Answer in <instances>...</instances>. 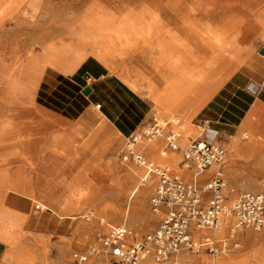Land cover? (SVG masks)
Segmentation results:
<instances>
[{
    "label": "rangeland",
    "instance_id": "rangeland-1",
    "mask_svg": "<svg viewBox=\"0 0 264 264\" xmlns=\"http://www.w3.org/2000/svg\"><path fill=\"white\" fill-rule=\"evenodd\" d=\"M23 1L24 5L31 4L30 7H26L27 13H21L19 17H17V14L6 16L0 24V49L6 46L5 54L2 58L0 57V59H4V66L0 65V107H7L10 112L20 113L25 117L26 126L32 123L35 115L39 126L35 152L43 156L46 151H44V146L47 145L46 143L52 137V134H56L58 137L55 145L60 148L59 143L61 137H63V130L53 128V126H56L57 121L51 116L47 114L41 116L40 112L33 111L26 102L29 94L27 96L17 94L14 91V86H23L30 93L29 87L39 77L43 66L46 64L44 61L46 57L44 45L50 41L64 40V35L68 31L75 30L72 25H76L77 21L83 17L89 18L93 15H100L120 22V20L128 17L147 14L155 7L163 10L169 0ZM240 2L250 7L252 4L263 5L264 0H242ZM145 36L149 41V46L155 44L158 51V60H167L166 46L172 43L168 38V31L164 27H160L145 31ZM54 38L57 40H53ZM16 43L19 46V52L16 55H11L10 50ZM176 43L174 41V44ZM120 59L122 64H128V68L141 72L149 82L152 80L155 94L167 100L165 106L171 105L174 97L170 100L168 96L172 92L165 90L171 82L165 76L152 77L156 73L152 74V65L147 64L144 50L133 45L128 46L124 48ZM21 70L23 73L18 75ZM141 91L145 90L141 89ZM176 100L174 99L175 102ZM20 102L22 103V110L18 109V103ZM189 106L194 111L200 108L195 103ZM155 113V117L160 120L177 118L179 120L178 131L180 137L177 140L179 150L167 151L166 155L162 157L160 153L165 145L164 136L172 127H165L162 135L151 141H146L141 136V132L136 135L143 140L141 142L143 143L142 147L137 148L135 145L136 150L148 162H152L154 168H164L171 174L178 175L185 181L190 182L198 181L202 176L215 169L212 166L209 171L197 176L198 178L189 179L187 175L191 173L190 167L187 169L181 168V151L198 132L194 126V121L198 119H195L194 114H185V111L172 114L168 110L164 114H161L158 110ZM93 118L96 127H99L104 137L110 141V148L107 145L99 144L97 148L101 150H98L95 154H90L89 157H81L85 153L84 149L80 146H74L69 149L68 154L71 157H53L54 164L53 162L51 164V157H34V154L29 152L26 155L28 157L26 162H23L22 157H20L18 161L10 165L0 166V175L8 176V182L15 186L18 192L25 191V196L29 199L8 194L13 192L8 186H5L3 190L0 187V190L3 191L0 196V205L4 202L6 206H14V208H18L21 215V221L7 216L2 218L0 215V227L3 230L4 240L7 241L6 243L11 242V246L16 245L15 259L20 264H70L72 254L82 253L92 246H97L101 236L107 234L113 227H127L136 239H141L157 228L161 215L153 213L150 206V198L157 185L155 173H150L154 174V182L146 197L142 198L139 193L132 192L133 185L138 184L143 189L149 184V179L146 181V185L141 186L139 183L144 169L136 167L130 162L128 158V140L123 139L117 143V139L109 132L103 122L94 115ZM3 129L4 127L0 126V155H5L12 149L7 141L2 140L6 136V130L4 129L3 132ZM185 135L188 137L185 138ZM242 136L245 137L246 135L243 134ZM145 145L147 146L146 150L143 148ZM149 146L155 148L154 156L160 157L164 162L166 161L163 166L155 165L150 157ZM132 149L135 150L134 147ZM171 157H173L172 162H167ZM245 158L228 157L226 154V161L222 165L224 173L232 164L244 166L242 160ZM246 164L247 176L243 181H239V184L243 186L241 191L231 193V190H233L231 184L225 178L223 179L226 183L222 189L224 206L229 205L230 201L232 202L240 194L259 192L253 189L264 186V183H259L260 181L264 182V177L253 168L255 166L250 165V162ZM17 171L21 173L20 177L19 174L18 176L15 175ZM36 172L41 174L35 175ZM60 174L64 177H58ZM234 180L238 183V179ZM15 197H17V201H14L16 200ZM36 205L39 209H35ZM223 230V226L220 225L217 238L221 252L215 257L216 264H220V262L226 264H234V262L236 264H242L243 262L245 264H264V261L257 257V253L264 250V244L258 240V242L254 241L250 244V246H253L252 250L245 253L246 248L241 241V234L236 236L237 247L228 254L222 253L224 248L222 242L228 239L227 227L224 235H222ZM246 231L257 235L262 231V228L256 232L248 229ZM226 244L229 246L230 242L227 241ZM189 259L195 261L194 257H189ZM204 259L206 261L208 259L204 264H208L211 260L210 257ZM103 261L104 264H109L108 259L104 258ZM89 263L94 264L95 258H90Z\"/></svg>",
    "mask_w": 264,
    "mask_h": 264
},
{
    "label": "crops",
    "instance_id": "crops-1",
    "mask_svg": "<svg viewBox=\"0 0 264 264\" xmlns=\"http://www.w3.org/2000/svg\"><path fill=\"white\" fill-rule=\"evenodd\" d=\"M241 7V10L234 11V15L238 18L241 16L247 24L248 30L241 36V43L237 41L239 32L236 30L231 32L230 51L225 54L227 77L198 110H192L189 105L194 104L196 94H200L202 89L203 80L199 72L193 71L194 73L190 74V71L187 78L190 82L189 88L177 97L174 104L162 107L153 103L146 90L137 91L122 79L120 73L127 74L130 79L135 80L141 86H146L149 82L141 72H135L132 68H128L127 63L126 65L122 64L121 56L117 55V51L114 52L105 44L101 46L99 42L76 45L72 51L62 55L58 61L46 63L43 66L39 77L29 87L30 93L26 101L33 111L40 112L41 116L47 114L57 121L53 128L63 130V137L59 143L60 148L55 145L58 137L56 134H52L47 145L44 146L45 154L41 156L35 152L38 138L34 140L32 149L26 150L29 138L23 136L18 139L17 155L22 154V157H26L27 153L32 152L34 157H51V164L52 162L54 164L53 157H71L68 154L69 149L80 146L85 152L81 157H89L90 154L101 150L97 148V145H107L109 148L111 146L101 129L96 127L93 115L103 122L119 143L145 129L149 125L151 117L156 115L155 111L157 110L161 114L166 113L167 110L172 114L185 111V114H194L195 119H198L194 121L195 125L202 121L208 123L210 129L216 134L213 138L214 142L224 148L228 157H246L242 160L244 166L232 164L226 169V173L223 171L224 178L233 188L231 193L242 190L243 186L239 184V181H243L247 176L245 169L248 162L251 166H255L253 168L264 177V56L259 54V49L264 48V3L260 6L252 4L250 7L243 4ZM164 17L163 15L161 18ZM163 21L165 22V20ZM168 34L174 37H178L180 34L182 37L179 35V38L188 41L185 44L194 61L196 54L200 57L202 46L200 37L196 38L195 35H190L191 32L183 26L174 25L170 26ZM187 35L188 38L185 37ZM133 46L139 48L138 45ZM140 48L145 51L147 64H156L159 58L155 44ZM250 83L257 87L254 93L248 91ZM85 88L89 89L86 95L83 94ZM243 134L246 136L243 137ZM83 161L85 160L83 159ZM189 167L190 175L193 176L195 169L192 165ZM210 168L211 166L203 172L209 171ZM59 170L60 167L58 172ZM216 170L217 168L213 169L198 181L193 182L199 186L203 185L213 177ZM36 173L35 175L41 174ZM18 174L20 177L21 173L17 171L15 175L18 176ZM61 176L64 177L62 174L58 175L60 178ZM234 179H238V183ZM259 183L264 182L260 181ZM253 190L259 192L250 193H263L264 186ZM12 193L8 194L27 198L25 191H13ZM17 197H15L16 200H13L17 201ZM35 209H39L37 205ZM0 213H4L5 217L11 219L22 220L18 208L6 206L4 202L0 205ZM1 216L4 218L3 215ZM261 228L262 231L257 235L246 231V229L236 233V241V236L241 234V241L246 248L245 253L252 250L253 246L250 244L254 241L258 240L264 244V215ZM0 233V264H20L15 259L16 245L11 246V242H5L2 227H0ZM204 235L205 231L193 232V237L196 239H200ZM189 257H194L195 261H191ZM208 257L205 253L188 255L183 257V264H204L208 261L204 258ZM210 263L211 260L208 264Z\"/></svg>",
    "mask_w": 264,
    "mask_h": 264
},
{
    "label": "bare ground",
    "instance_id": "bare-ground-1",
    "mask_svg": "<svg viewBox=\"0 0 264 264\" xmlns=\"http://www.w3.org/2000/svg\"><path fill=\"white\" fill-rule=\"evenodd\" d=\"M240 1L239 0H210V1L209 0L207 1L195 0V1L190 2L189 0H169L167 4L165 3L166 5L163 8V10L155 7L154 10L151 9L152 11L148 12L147 14L128 17L126 19L120 20V22L115 21L114 19H110L108 17L105 18L100 15H93L92 17H89V18L83 17L79 19V21H77L76 25L73 26L71 24L72 28L74 27L75 30L72 32L68 31L67 34L64 35L65 36L64 40L59 39L58 41H50L44 45L45 46L44 48L46 51V57L44 61L47 64H50L51 62L58 61L59 59H61L62 55L73 50L76 47V45H83L87 43L95 44L96 42H99L101 46L104 44L107 45L114 52L117 51L116 53L118 56H122L124 48L128 46L138 45L139 48L140 47L145 48L147 46L150 47L149 41L145 36V31H151V30H154L160 27H164L168 31L170 29V26L172 27V25L183 26L186 28V30L191 32L190 35L192 36L195 35L196 38L200 37L201 44H202L200 57H198V54H196V58L194 61L192 54L189 53L188 46H186L185 44L187 40L179 38L180 34L178 35V37H174L173 35L169 34L168 38L172 41V43L166 46V50H165L166 53L164 52L165 54H167L168 59L162 60V61L157 60L156 64L152 65L151 72L152 74L156 73V75L152 77L160 78L161 76H165L167 80L171 82L170 85L166 86L165 90H167L168 92H172L168 96V98L172 100L173 97L174 99H177L179 95H181L183 92H185L189 88L190 82L187 79L189 77L188 73L190 71H191L190 74L191 73L193 74L194 72L196 73L199 72L203 80L202 82L203 85H202L200 94H196V101L194 103L198 107H201L210 98V96L213 94L216 88H218V86L227 77V73L225 71V68H226L225 67L226 66L225 65L226 64L225 54L230 51L231 32L233 30H236L237 32H239L237 41L241 43L242 42L241 36L244 35L246 31L248 30V26L244 22V20L241 18V16H239L238 18L234 15L235 14L234 11L241 10V6L243 5V2H240ZM30 6L31 4L24 5L23 0H0V24L4 21V18L6 16L17 14V17H19L21 13H27L26 7H30ZM109 14L111 15V13ZM163 15L165 17L161 18ZM163 20H165V22ZM185 37L188 38L189 36L187 35ZM55 39L56 38H54L53 40ZM174 41L177 43L174 44ZM5 49H6V46L1 47L0 49L1 58L6 52ZM10 52H11V55H16L19 52V46L17 45V43L13 45ZM235 59H236V56H235ZM0 61H1L0 65L3 67L4 59L3 60L0 59ZM227 64L230 65L229 63ZM22 73L23 72L21 70L19 71L18 75H21ZM120 75L122 79L126 81L133 89L137 91L141 89L146 90L149 96L152 98L153 103H155V105L164 107L165 103H167L166 102L167 100L164 97H161L155 94L153 90L154 84L152 80L148 82L146 86H141L135 80L130 79L127 74L120 73ZM14 87H15L14 91L19 95L21 94V95L27 96L29 94L26 91V88L23 86H14ZM174 99L173 101H171V105L175 103ZM21 105H22L21 102L18 103L19 110L23 109ZM0 118L2 119L0 121V126L4 127V129L6 130V133H5L6 136H4L2 140L7 141L9 145H11L12 147V149L7 154L0 155V166L10 165L13 162L18 161V158L22 157V154H20V156L17 155L18 139L22 138L23 136H26L27 138H29L27 142L26 150H28L29 148L32 149V144L34 140L37 138L39 126H38V122L36 120L35 115L32 120V123H30L29 126H26L27 123H26L25 117L22 116L20 113L18 114L16 111L10 112L9 109H7V107H0ZM4 129H3V132L5 131ZM187 137L188 136L185 135V138ZM142 141L143 140L139 136H136V142L133 145L135 151H137L135 145L137 146V148L142 147L143 145V143H141ZM146 147H147L146 145L143 146L145 150H146ZM154 151H155V148L153 146L151 147L149 146L150 157L155 163V165L163 166L166 163V161L164 162V160L161 159L160 157L154 156L153 154ZM166 153L167 152L164 153L162 149L160 155L164 157ZM225 157H226V154H225ZM225 157L221 163V166H220L221 169H222V165H224L226 161ZM27 158L28 157H22L21 159L23 162L24 161L26 162ZM172 160H173V157L169 158L167 162L171 163ZM212 166L217 168V166H214V165ZM188 167L189 165L181 166L182 169H187ZM157 170L158 169L155 168V170H153L152 172L155 173ZM222 175H223V170H222ZM143 176H144V173L140 176L139 183L141 182V179ZM150 176H153V177L150 178ZM187 177L189 179H194L195 176L194 175L191 176L190 174H188ZM196 178L198 177L196 176ZM148 179H149V184H147L146 188L142 189L140 186H138V184L133 185L132 192L139 193L142 198L146 197L147 193L149 192V188L151 187V185H153L154 174H148L146 176V181ZM223 179H224V176H223ZM8 181H9L8 176L0 175V187L2 188V190L4 189L5 186H8L10 189L17 192L16 187L13 186ZM225 184L226 183H224V187H225ZM2 190H0V196L3 193ZM231 203L232 202L230 201L229 205H225L224 213L219 217V226L220 225L223 226V229H224L222 231V235L226 233V230H225L226 227H227V232H228V227L233 221L232 216L227 212L229 207L231 206ZM0 215L5 216L4 213H0ZM129 231L131 232V230ZM132 237L133 236L131 232V236L128 238V241H131ZM227 241L229 242V237L228 239L222 242L224 245L222 253L224 254H228L231 250L237 247L236 246L235 248H231L227 246L226 244ZM257 257L258 259H261L264 261V250L258 252ZM104 258L108 259L107 256H100L98 259L95 260V263L104 264V261H103ZM89 261L90 259L87 260L83 264H91L89 263ZM108 263L110 264L109 259H108ZM220 264H226V263L220 262ZM234 264L236 263L234 262ZM242 264H245V262H243Z\"/></svg>",
    "mask_w": 264,
    "mask_h": 264
},
{
    "label": "built area",
    "instance_id": "built-area-1",
    "mask_svg": "<svg viewBox=\"0 0 264 264\" xmlns=\"http://www.w3.org/2000/svg\"><path fill=\"white\" fill-rule=\"evenodd\" d=\"M194 126L198 132L181 151L182 164L192 165L195 177L210 166H217L213 177L199 186L158 169L155 172L157 185L150 198L152 212L161 215L157 228L141 239L132 237L128 241L131 232L126 227H113L101 236L97 246L72 254L70 264H83L90 258L96 260L100 256H107L110 264H183V257L200 253L211 258L210 264H216L215 257L221 252L217 238L219 217L225 210L222 197L224 181L220 167L225 150L214 142L216 134L207 122L202 121ZM165 127L172 129L164 136L163 152L178 151L180 133L177 118L160 120L153 116L149 125L141 131V136L151 141L160 137ZM135 142L136 135L128 139V158L133 165L144 169L140 182L143 186L146 176L155 168L141 153L132 149ZM227 212L233 218L228 227L229 247L235 248L238 231H258L262 227L264 194L242 193L232 201ZM195 231H205V235L196 239L193 237Z\"/></svg>",
    "mask_w": 264,
    "mask_h": 264
},
{
    "label": "water",
    "instance_id": "water-1",
    "mask_svg": "<svg viewBox=\"0 0 264 264\" xmlns=\"http://www.w3.org/2000/svg\"><path fill=\"white\" fill-rule=\"evenodd\" d=\"M259 54L262 55V56H264V48H260L259 49ZM256 90H257V87L254 84L250 83L248 85V91H250L251 93H254ZM88 92H89V89L88 88H85L83 90V94L84 95L88 94Z\"/></svg>",
    "mask_w": 264,
    "mask_h": 264
}]
</instances>
